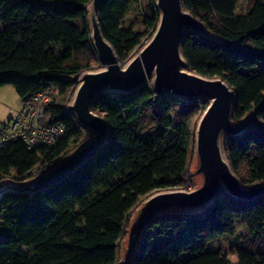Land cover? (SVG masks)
Wrapping results in <instances>:
<instances>
[{
  "label": "trees",
  "instance_id": "obj_1",
  "mask_svg": "<svg viewBox=\"0 0 264 264\" xmlns=\"http://www.w3.org/2000/svg\"><path fill=\"white\" fill-rule=\"evenodd\" d=\"M93 1L0 0V86H13L21 98L56 86L58 93L45 104V121L65 131L40 150L18 140L0 147V175L12 167L28 173L39 161L46 164L43 172L75 150L71 144L83 131L89 139L90 132L62 103L76 83L71 78L98 63L87 14ZM181 2L204 28V33L184 31L185 69L220 77L234 93L231 121L239 123L245 115L251 120L240 134L222 137L229 166L242 187L264 182V0H252L243 10L237 0ZM130 11L155 29L154 0H96L101 34L120 62L129 59L144 35L124 25ZM154 98L149 84L127 92L101 91L91 109L105 119L108 136L95 154L46 189L0 197V264L118 261L131 209L153 190L183 184L189 163L198 99ZM254 117L261 122L254 124ZM235 218L248 220L250 232L235 264H264V192L241 200L223 189L204 208L156 215L128 264H229L221 251L203 246L231 231ZM188 250L193 255L181 259Z\"/></svg>",
  "mask_w": 264,
  "mask_h": 264
},
{
  "label": "water",
  "instance_id": "obj_2",
  "mask_svg": "<svg viewBox=\"0 0 264 264\" xmlns=\"http://www.w3.org/2000/svg\"><path fill=\"white\" fill-rule=\"evenodd\" d=\"M154 5L158 10L154 32L124 66L101 34L95 13L96 0L87 6L89 37L100 68L71 78L76 80V87L65 109L78 125L90 132L89 139L36 176L23 181L0 179V197L6 192L31 195L70 175L94 155L108 136L105 119L91 109L93 99L101 91L127 92L149 84L155 100L161 96H176L186 101L206 100L193 137V172L200 176L199 185L190 191L155 192L146 197L132 216L124 252L115 264L129 263L143 231L163 211L204 208L222 189L230 197L241 200L264 192V182L242 187L223 152V135L234 136L251 126L250 119L239 123L231 121L233 91L220 77H206L185 69L187 64L180 50L184 31L204 33L202 24L182 7L181 0H154Z\"/></svg>",
  "mask_w": 264,
  "mask_h": 264
},
{
  "label": "rangeland",
  "instance_id": "obj_3",
  "mask_svg": "<svg viewBox=\"0 0 264 264\" xmlns=\"http://www.w3.org/2000/svg\"><path fill=\"white\" fill-rule=\"evenodd\" d=\"M252 2V0H237V6L241 10H243L247 5H249ZM125 26H130L136 31L143 32L144 35L142 36L140 42L130 55L129 59L133 56H135L138 51L147 43V41L150 39L151 35L153 34L154 30L152 26L149 24V19H145L143 15L137 14L135 11H130L127 13L124 21ZM128 59V60H129ZM127 60V61H128ZM126 62H122V65L124 66ZM92 68L99 69V62L92 65ZM76 86H73L70 92L64 97L63 105L66 106V104L70 103L74 89ZM204 99L200 98L198 99V106H199V114L195 115L191 119L190 123V129L193 132L194 137V131L197 124V121L203 112L204 108ZM207 103V102H206ZM22 105V98L16 93L15 89L11 85H3L0 86V120L4 121L7 120L10 117H13L16 112L21 108ZM207 105V104H206ZM249 115H245L240 119V121L247 120V117ZM254 124H259L261 121L258 117H254L253 119ZM87 135L83 131L80 139L78 141H75L71 144L72 149H76L80 144L85 142ZM194 145L192 144V148L190 150V158L188 167L186 169V173L183 176L184 183L181 185L172 186L167 189H156L153 190L151 193L141 197V199L137 202V204L131 209L129 216L125 220L124 225V232L119 240L118 247H119V254H118V260L121 258L124 248H125V238L127 235V232L129 230L132 216L137 209V207L144 201L146 197H148L150 194H153L155 192H164V191H173V190H184V191H190L193 190L197 185L200 183V176L193 172L195 168V157L193 152ZM46 168V164L42 161H39L28 173L20 174L18 169L16 167H12L10 170V173L8 175H0V179L3 176H6L7 179H11L12 181H23L30 176H35L42 170ZM250 237L249 232V221L242 219V218H235L234 219V228L226 233H223L221 236L208 238V240L205 242V245L203 248L205 250H219L221 251L228 259L229 264H235L238 262V255L240 252V249L243 244H247V240ZM193 255V252L191 250H188L185 252L181 259L187 258L188 256Z\"/></svg>",
  "mask_w": 264,
  "mask_h": 264
},
{
  "label": "built area",
  "instance_id": "obj_4",
  "mask_svg": "<svg viewBox=\"0 0 264 264\" xmlns=\"http://www.w3.org/2000/svg\"><path fill=\"white\" fill-rule=\"evenodd\" d=\"M58 91L56 86H46L28 92L16 114L7 120H0V147L18 140L29 150H40L60 140L65 134L64 127L45 121V104Z\"/></svg>",
  "mask_w": 264,
  "mask_h": 264
}]
</instances>
